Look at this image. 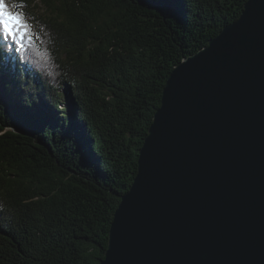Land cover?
<instances>
[{
	"label": "trees",
	"instance_id": "1",
	"mask_svg": "<svg viewBox=\"0 0 264 264\" xmlns=\"http://www.w3.org/2000/svg\"><path fill=\"white\" fill-rule=\"evenodd\" d=\"M35 1L0 35V264H100L168 76L247 0Z\"/></svg>",
	"mask_w": 264,
	"mask_h": 264
},
{
	"label": "water",
	"instance_id": "2",
	"mask_svg": "<svg viewBox=\"0 0 264 264\" xmlns=\"http://www.w3.org/2000/svg\"><path fill=\"white\" fill-rule=\"evenodd\" d=\"M100 264H264V0L168 76Z\"/></svg>",
	"mask_w": 264,
	"mask_h": 264
},
{
	"label": "snow or ice",
	"instance_id": "3",
	"mask_svg": "<svg viewBox=\"0 0 264 264\" xmlns=\"http://www.w3.org/2000/svg\"><path fill=\"white\" fill-rule=\"evenodd\" d=\"M0 35L21 47L26 38L29 42L32 40L24 14L10 8L7 0H0Z\"/></svg>",
	"mask_w": 264,
	"mask_h": 264
},
{
	"label": "rangeland",
	"instance_id": "4",
	"mask_svg": "<svg viewBox=\"0 0 264 264\" xmlns=\"http://www.w3.org/2000/svg\"><path fill=\"white\" fill-rule=\"evenodd\" d=\"M7 4L10 8H13V10L15 11H19L21 13L24 14L26 22L30 25V34L31 33H36L35 30H33V25L31 23V21L29 20V16L27 15V10L22 6V4H20L18 2V0H7ZM35 7V11L40 13H44V11L46 10V5L44 3H42L40 0H36L35 2H33V5L30 7ZM30 11V8H27Z\"/></svg>",
	"mask_w": 264,
	"mask_h": 264
}]
</instances>
